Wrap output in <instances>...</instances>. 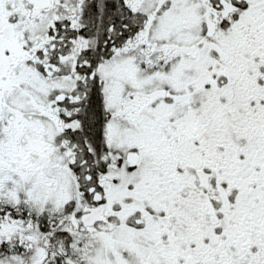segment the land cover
<instances>
[{
    "label": "snow or ice",
    "instance_id": "6c2138e0",
    "mask_svg": "<svg viewBox=\"0 0 264 264\" xmlns=\"http://www.w3.org/2000/svg\"><path fill=\"white\" fill-rule=\"evenodd\" d=\"M0 264H264V0H0Z\"/></svg>",
    "mask_w": 264,
    "mask_h": 264
}]
</instances>
